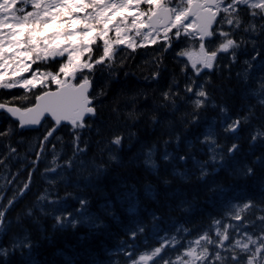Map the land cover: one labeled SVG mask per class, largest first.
<instances>
[{"label": "trees", "instance_id": "16d2710c", "mask_svg": "<svg viewBox=\"0 0 264 264\" xmlns=\"http://www.w3.org/2000/svg\"><path fill=\"white\" fill-rule=\"evenodd\" d=\"M243 35L247 42L237 51L235 64L226 55L221 56L216 70L196 77L199 88L204 78L211 76V83L206 85L209 99L198 110L192 103L194 93L189 94L183 88L191 83L192 69L187 74L181 73L180 67L187 61L175 55L176 49L187 43L186 39L175 42L166 53L162 51L163 45L141 51L135 62L128 59L124 69L108 70L100 66L94 73L79 72L78 80L86 74L92 81L96 114L86 120L84 128L58 129L51 140L55 151H49L40 166L43 171L52 156L61 151V161L71 157L77 151L73 147L74 137H78L79 146H87V152L75 156L71 172L63 169L50 174L53 179L66 174L67 180L56 185L59 196L71 192L74 197L59 199L57 206L44 202L42 213L35 197L45 185L39 170L34 173L30 191L8 207L2 217L0 248H6L7 255L0 253V264H111L118 257L110 253L119 248L131 244L137 250L143 249L145 240L148 246L157 245L158 237L185 221L206 218L228 201L239 202L247 196L259 195L264 184V138L258 136L252 141V135L257 129L264 132V106L257 103L264 96V89H258V82L264 83L261 79L264 31L259 36L250 32ZM257 50L261 55L251 60ZM142 60L147 63H141ZM245 60L252 64L247 83L243 79L248 68ZM58 63L46 61L41 68L55 70ZM116 71L120 72L118 78L113 76ZM125 71L129 75L125 76ZM154 71L160 73L156 80L151 78ZM176 79L179 84L173 83ZM169 87L172 91L179 90L175 105L163 99L162 94ZM257 91L259 96L254 95ZM221 107L227 111L222 112ZM245 115L247 123L241 120L235 131H226L236 117ZM0 120L2 130L8 118L0 113ZM50 126L47 121L39 130H22L13 135L14 145L21 135L25 141L10 167H0V192L6 195L0 210H5L8 198L31 170L29 164L35 156L30 152V141L43 136ZM117 135L123 136L119 146L112 143ZM56 136L62 139L57 140ZM205 137L214 138L216 148H212L211 141L201 143ZM234 143L238 147L229 154L228 149ZM3 144L0 141V153L5 150ZM249 167L253 169L251 175L246 174ZM205 170L207 174L201 178ZM9 180L13 183L9 184ZM81 198L89 200L84 206L88 219L81 221V217L73 216V220L79 221L75 228L72 224H56L55 216L68 208L77 214ZM185 205L194 207L190 212H182ZM155 215L160 219L153 222ZM141 226L144 233L129 240L128 234ZM29 243L30 247H26ZM14 244L19 245L15 250Z\"/></svg>", "mask_w": 264, "mask_h": 264}, {"label": "snow or ice", "instance_id": "6c2138e0", "mask_svg": "<svg viewBox=\"0 0 264 264\" xmlns=\"http://www.w3.org/2000/svg\"><path fill=\"white\" fill-rule=\"evenodd\" d=\"M0 5L4 6L0 8V113L8 118L6 126L0 130V141L4 142L5 149L0 153V167L9 168L11 161L19 156L18 149L25 137L19 136L14 145L13 135L25 128H40L45 123L46 114L53 117L51 126L43 136L30 141V152L35 159L30 161L31 170L27 172V179L8 198L5 210H0V225L3 224L6 208L30 191L34 183L33 174L38 170L45 186L38 192L35 201L42 213L44 202L51 204L68 196L74 197L71 192L59 196L56 185L61 180H67L66 174L56 179L51 178L50 174L59 169L71 172L75 156L87 152V146H79L78 137H74L76 143L73 147L77 151L71 157L61 161V151L52 156L43 171H40V166L48 152L55 151V144L51 140L63 122H69L70 130L74 131L77 127L86 126V115L96 114L91 80L87 76L80 77L78 88L82 90V99L78 109L61 111L57 104L41 106L39 103L44 95L41 85L46 79L51 77L61 87L70 86L65 85L58 76L67 72L76 78L80 71L94 73L100 66L108 70L124 69L128 59L135 62L141 51L163 45L162 51L166 53L175 42L186 39L187 43L176 49L175 55L190 60V63L181 65L180 71L187 74L188 69H192L191 83L183 85V88L189 94L194 93L192 103L198 110L209 99L206 85L211 83V76H206L199 88L196 87V77L205 70L208 73L216 70L221 56L226 55L231 64H235L237 51L247 42L243 34L250 32L259 36L264 31V0H0ZM60 9L72 10L65 13ZM57 20L61 24H69L65 29L67 35L82 37L79 45L65 46L59 43L43 46L50 37L41 35V32ZM6 41L12 43L7 44ZM251 42L255 46V40ZM22 48L26 51H18ZM260 55L261 52L257 50L251 60H256ZM52 60L59 61L55 70L41 68L43 62ZM141 63L147 61L142 60ZM244 63L248 65L243 76L247 83L252 64L250 60ZM119 75V71L113 73L115 78ZM124 75H129V72L125 71ZM159 75V71L152 72V80L158 79ZM237 75L240 73L237 72ZM261 79L264 81V77ZM173 83L179 84V80ZM258 89H264V83L258 82ZM178 95L179 90L172 91L171 87L162 94L163 99L171 100L173 105ZM254 95L259 96V91ZM257 103L264 106V96ZM212 106L215 107V102ZM221 111L226 112L227 109L221 107ZM155 119L153 117L154 122ZM241 120L247 123L248 116L236 117L226 131H235ZM258 136L264 138V132L257 129L252 141ZM55 138L62 139L59 136ZM122 139V135L114 136L112 143L119 146ZM208 141L215 143L211 137L203 138L201 143ZM49 144L51 147L46 148ZM237 147L238 144H232L228 149L229 154ZM181 159L186 157L181 156ZM252 172L253 169L249 167L246 174L251 175ZM206 174L207 170L201 173V178ZM16 175H19V170ZM13 180L8 183H13ZM49 185L52 187L49 188ZM5 196L0 192V203H3ZM88 203L89 200L81 198L76 211H82ZM192 207L194 205H185L181 211L190 212ZM31 214L32 209L29 208L28 215ZM71 217V212L56 215L55 223H65ZM159 219V215L152 217L153 222ZM77 223L78 220H72V227L75 228ZM144 231L145 228L141 226L137 231L130 232L128 239L135 240L138 233L143 234ZM120 243L123 244L124 240ZM144 244L143 249L137 250L129 244L127 248L110 253L118 257L111 264H264V184L259 195L247 196L239 202L228 201L218 212L209 213L206 218L191 223L185 221L173 231H165L163 236L157 238V245L148 246L147 240ZM25 246L30 247V243ZM17 247L18 244L12 246L13 250ZM0 253L6 256L7 249L0 248Z\"/></svg>", "mask_w": 264, "mask_h": 264}, {"label": "water", "instance_id": "95a60500", "mask_svg": "<svg viewBox=\"0 0 264 264\" xmlns=\"http://www.w3.org/2000/svg\"><path fill=\"white\" fill-rule=\"evenodd\" d=\"M70 86L60 87L56 90H49L44 93L42 99L39 101L41 106H47L50 104H57L61 111H75L78 109V105L81 97L82 90L77 86H74L71 82L66 84ZM89 115H86L88 117ZM49 117L51 120L53 117L50 114H46L45 118ZM63 124H70L65 121ZM35 127H29L27 129H31Z\"/></svg>", "mask_w": 264, "mask_h": 264}, {"label": "rangeland", "instance_id": "374dc122", "mask_svg": "<svg viewBox=\"0 0 264 264\" xmlns=\"http://www.w3.org/2000/svg\"><path fill=\"white\" fill-rule=\"evenodd\" d=\"M2 7H4V6L0 5V8H2ZM62 10H65V13H66L68 11H71L72 9H60L59 11H62ZM56 22L57 21H55L54 23H56ZM71 23L75 24V22H71ZM0 26H2V25H0ZM68 27H69V24H68ZM68 27H67V25H65L64 27L49 28V29H46L43 32H41V35L47 34L50 37V39L47 40V43H44L43 46L47 47L48 44H52L53 46H55V44H59V43H63L65 46H67L68 44H72L74 46L79 45L81 40H82V37L79 35H73V36L67 35L65 33V29ZM37 39H39V36L37 37ZM5 43L11 44L12 41H6ZM74 50H75V48H73V51ZM18 51H26V49L22 48V49H18ZM14 54L15 53H9V55H14ZM197 66L199 67V65H197ZM67 78L74 79V76L68 74L67 72L58 76V79L62 80L63 82H66ZM52 81H53V84H55L56 86L60 85L59 83H56L53 79H52ZM3 184H5V183L3 182ZM6 204L7 203H5V205ZM6 209H8V208H6ZM66 212H71L73 216L75 214V212H73L71 210V208H68V210L65 212L63 211L62 214L66 213ZM59 215H61V214H59ZM75 216L77 218L81 217L82 219H85L84 215H81V214H78ZM71 219H73V218H71ZM70 220H68L65 223H68ZM68 224H70V223H68Z\"/></svg>", "mask_w": 264, "mask_h": 264}]
</instances>
